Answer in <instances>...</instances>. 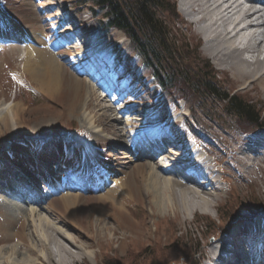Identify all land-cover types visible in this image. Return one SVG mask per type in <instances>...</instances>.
Listing matches in <instances>:
<instances>
[{
    "label": "bare ground",
    "instance_id": "bare-ground-1",
    "mask_svg": "<svg viewBox=\"0 0 264 264\" xmlns=\"http://www.w3.org/2000/svg\"><path fill=\"white\" fill-rule=\"evenodd\" d=\"M6 1L4 6H8L9 10L22 11L19 8L22 2L18 0ZM45 1H49V3L44 2L40 13L45 6L58 4V1L55 0ZM184 1H188L187 3L192 6L193 15H196L194 22L198 24L200 32L204 34V39L208 41V54L214 57V62L221 69L241 76L244 86L248 82L258 81L264 91V9H252L255 4L264 0H246L249 5L245 11H241L234 18V20L238 18L236 22L231 21V10L224 4L220 10V13H223L220 19L217 16L219 8L213 10L207 3L208 0H191L193 4L189 0ZM27 4L28 9L24 15L20 13V18L16 21L9 20L10 18L5 17L0 10V50L2 51L4 40L9 38L13 42V39L33 40L35 46L33 43H29L23 47L25 52L20 57L25 58L26 63H24L22 71L31 75L32 80L38 83L36 86L38 89L43 90L45 94L52 96L65 106L64 112L74 113L80 118H84V122L91 126L89 132L91 138L89 140L83 136L77 137L75 147L71 145L70 148L67 146V142H61L60 149L57 144L33 143L31 140H26L10 144L0 155L3 156L2 161H4V163L1 162L0 171L3 169L5 178L9 180L12 177L10 180L16 182L22 192L29 196L28 201H33L38 206L37 208L31 206L29 209L17 204V208L14 201L0 194V243L4 240L0 244V264H45L39 260L40 257H45L50 264H68L78 255H85L83 248L75 244L77 240L59 228L56 225L58 223L71 229L74 226L84 231L87 237H96L102 230L107 229V224L110 226L111 223L114 224L111 225L113 230L118 227L123 233L142 234L143 229L141 230L122 209L123 204L133 206L135 202H138V199L146 203L148 200L149 211L154 210L153 213L158 215H165L170 211L181 212L184 221L190 218L189 214L194 210H205L207 207L216 206L221 193L224 190L227 191L220 180L228 181V178L224 176L222 170L216 169L215 166V169L221 172L220 176L216 175V170L214 171L212 166L214 162L212 163L196 148H192L187 141H183L181 136L172 143V148L178 149L177 151H170L166 154L162 145L157 147V150H162V152L159 158H156L151 152L152 149L147 146V142L145 145L143 143L135 144L136 139L142 140L141 138L148 130H143L146 127H141L139 134L136 131L130 134L129 131L127 132V125H125L128 116L123 118L125 115L119 114L123 122L119 129H123L124 134L117 133L118 130L113 127L111 122L119 123L117 122L119 115L116 112L135 111V102L132 97L138 89L136 81L139 80V77L134 79L132 71L112 69V64L117 60L116 52L105 51L106 42L94 32L85 29L86 19H69L68 14L72 10L64 12L56 9L55 6L56 10L54 9L55 11L53 10L54 12L51 13L50 8L46 14L52 15L54 30L53 32L48 30L46 34H42L41 38L38 30L31 29L33 22L40 21V18H37L40 5L36 0H28ZM188 11L189 7H182L184 14H188ZM4 12L14 14V11L8 12L6 9ZM245 17H253L251 20H255L257 23L249 24L250 29L243 31L242 24L245 22H243ZM219 20L222 21L215 23ZM59 26L64 28L61 33L56 31ZM81 31L85 32L87 36L88 51L83 42L75 37V34ZM90 52L96 53L100 57L102 55V60L107 62L103 72L108 71V74L111 75L118 96H112L106 92L107 88H103V84L97 83L88 76L87 71L96 72L94 68L98 63L94 58H90ZM123 61L126 62L124 59ZM134 72L138 73L136 69ZM95 87L101 89L102 97L109 101L113 111H116L113 117L105 107L101 110L95 108L96 104H100ZM121 100L125 102L118 105ZM3 103L0 102V130L6 127L14 131L15 137L19 135L20 131L32 132L28 126H25L27 123L24 121L29 118L27 116L24 118V115L33 114L31 115L33 127H37V123L40 121L48 119L46 118L47 114L38 115L35 111H27L25 108L17 106L18 104L15 102L8 106ZM85 112L88 113L87 119H85ZM102 116L107 119V122L103 120L106 128L112 127L110 132L100 122L97 123L100 129H93V118L103 119ZM134 121L137 120L131 118L128 124L131 125ZM148 122H150L149 119L143 125H149ZM262 132L263 138L257 142L255 140L252 142V138H245L244 141L248 146L241 148L238 155L235 156L239 168L238 176L241 179H246V176L249 178L248 173L260 169L264 163V150H262L264 129ZM122 134L128 142L126 145L116 140ZM113 138L114 140H112ZM160 139L164 138L162 139L161 136ZM257 144H259V149L253 148ZM108 146L112 147V152H107ZM145 151L149 154H145ZM180 158H185L186 161L196 165V170H187L189 172H186L184 168L172 163V160L178 161ZM67 162H69L68 165ZM180 164L178 163V165ZM174 166H177L176 169H173ZM124 169L128 170L124 171ZM166 173L168 176L164 175ZM40 176L44 179L40 180ZM107 179L114 183L108 185ZM197 180L198 184H188L189 181L193 183ZM39 185L46 194H40L39 197L43 196V199L37 200L36 194L39 193ZM0 188L11 192L8 184L4 185L1 181ZM45 201L48 203H44ZM58 206L64 209L66 214L59 211ZM237 207L239 208L240 205ZM39 209L46 211L47 214H42ZM55 212L60 213L66 220L60 219L58 215L54 214ZM82 212L83 215H81ZM256 212L258 211L256 210ZM217 213L219 217L220 212ZM24 216H26L25 220ZM209 219L212 223L218 224L213 218ZM234 222L236 224L237 220ZM233 230L237 233L238 240H234L231 232H227L223 238L209 243L210 247H206L205 255L215 259L226 248L233 249L237 253L240 251L236 248H241L245 243L244 247L250 246V250L255 255H257L255 249H260L257 260H254L256 257L253 253L251 254L253 263L264 264V213L261 212L256 218H250V220L234 226ZM144 232H148V228ZM12 237H17L15 238L16 243L12 242L7 245V241ZM236 253L234 255H237ZM167 255L165 254L164 258H168Z\"/></svg>",
    "mask_w": 264,
    "mask_h": 264
},
{
    "label": "rangeland",
    "instance_id": "rangeland-1",
    "mask_svg": "<svg viewBox=\"0 0 264 264\" xmlns=\"http://www.w3.org/2000/svg\"><path fill=\"white\" fill-rule=\"evenodd\" d=\"M18 1L22 2L19 5L20 10H22L20 12H17L13 9L9 10L8 6H4L6 5L7 1L0 0V10H2L4 16L9 17V20L11 21H16V19L19 20L20 13L24 15V12L28 9V0ZM36 1L37 4L40 5V7L38 5L39 9L37 11V18H40V21L38 23L37 21L33 22L31 24V29L38 30L41 38L42 34H46L48 30L52 32L54 30L52 27L53 21L51 20L52 15H50V13L46 14L50 8L51 13L56 9L64 12L72 10L68 14L69 19H86L87 23L84 25L85 29L94 32L96 35L101 37L104 42H106L107 45L105 46V51L109 53L116 52L117 60L112 64V69H123L125 72L132 71L134 79L135 77H139V80L136 81V87L138 89L132 97L135 102V111H115L118 115H125L123 118L127 116L129 117H127L128 120L126 121L127 123H125V125H127V132L129 131L131 134L133 131H136L139 134L141 127L143 128V126L146 127L143 130L148 129L147 126H168L171 131L176 133L175 136H177V138L181 136L183 141H187L189 144H191L192 148H196L212 163L214 162L213 164L211 163L214 167V171L216 170L215 166H219L220 171L222 170L224 176L228 178V181L225 179L220 180V183L222 186H224V188H226L227 191L224 190V192L221 193L219 197L220 199H217L218 204L216 203V206L214 207H207L205 210L197 209L193 212H190V218L186 221L182 219L181 212L178 213L176 211H170L166 212L165 215L153 213L154 210L152 211L151 209L150 212L148 200L145 197L144 199L147 200V203L138 199V202H135L133 206H127L123 204L122 209L125 211L128 217L131 218L141 230L143 229L142 234L123 233L118 227H115L113 230L111 225L114 224L111 223L110 226L107 224V229L105 231L102 230V232L98 233L96 237H87L85 236L86 234L84 231L77 229L74 226L71 229L62 224H56L59 228H62L63 231L67 232L70 237L76 239L77 241L75 240V244L81 246L83 248V252H85V255H78L71 260L72 262L70 261L68 264H104L106 255L116 254L121 256L127 254V248L129 246L132 248L135 247L136 249L149 245V249H147V252L145 251V255H149L153 254L154 251L158 249V242H162V245L166 244V247H169L167 248L168 252H166V254H168L167 256L169 257H165L161 264H189L186 259L181 257L182 253L188 252L191 249L198 251L196 258L199 259L201 254L207 257V255H205L207 252L206 247H210L209 243L213 242V240H216L217 237L219 238L221 236L220 238H223L224 235H222V233L226 228L230 227L231 230L234 226H238L243 222L250 220L248 217L256 218L259 210L264 213V163L260 169L258 168V170L252 171L253 173H248L249 178L246 176V179H241L238 176L239 168L237 166L235 156L238 155L241 148H245L244 144L240 143L243 141V138L246 135L242 134L235 116L228 114L216 97H207L201 102L202 106H198L197 115L201 120V127L198 126L193 118L190 117V114H188V104L186 102L184 103L183 100L177 102L176 98L174 96L172 97V94L171 96H168L162 93L161 88L153 81L150 70L142 64L141 56L132 48V46L129 44L128 38L125 37L122 31H118L114 28L106 29L104 26V28L101 27L102 30H97L94 24L100 23L99 25H101L102 23L99 22L96 16L91 14L89 9V6H91V1L83 2V0H55L58 1L57 5H55V3L54 5H50L48 7L45 6L42 8L41 13L40 8L43 6L44 2L48 4L49 1ZM4 8L8 12L14 11V14L5 13ZM179 11L181 13V18L183 19L182 22H186V26L184 23L179 24L181 25L182 31L189 30L190 33H188V35L191 34L192 37L196 36L202 40L201 45L199 46V51L201 52L202 56L209 58L213 67L218 71V78L221 80L220 85L222 88L224 90L239 91L245 98L251 99L252 102L257 105V107L262 108V116L264 119V91L261 89L260 83H258V81H253L250 83L248 82V84L244 86L242 84L241 76L234 75L231 73V71L221 69L214 62V57L208 54L209 43L206 39H204V34L200 32V28L197 26L198 24L193 21L194 18H190L186 13L184 14L178 8V12ZM158 15L162 18L165 16L163 11H159ZM174 24L173 31H176V34H179V25L177 26V22H174ZM20 25L22 26L21 20ZM62 28V26H59L56 31L61 33L64 29ZM83 35L80 33L81 37H84ZM225 41L227 42V40ZM2 45V51H0V102H4L3 104L7 106L15 102L18 104L17 106L25 108L27 111H35V113L38 115L41 113L47 114L46 118L48 119L40 121V123L36 122L38 126L33 127V123L31 122V115L33 114L30 116L24 115V118L25 116L29 118V120L24 121V123H27L25 126H28V129L32 130V132L26 133L20 131L17 137L13 135L14 131L3 127V129L0 130V155L3 154L10 144L17 142L20 143L21 141L26 140H31L33 143L43 142L49 145L57 144L59 149L61 148V142L64 143V141L67 142V146L70 148L71 145L77 143V137L81 138L83 136V138L90 140L91 137L89 132L91 126L84 122V118L82 119L74 113L64 112L66 109L65 106L61 105L60 102L52 96L45 94L43 90L38 89V87H36L38 86V83L32 80L31 75L26 71H22L24 63H26V59L20 57L23 55V52H25V49L23 48L24 46L21 47L16 43L12 45ZM33 45L35 46V43ZM123 59L126 62H124ZM188 60L189 58L187 61ZM215 60L218 62L216 58ZM130 64L132 65L130 66ZM65 67L68 68L66 65ZM134 68L138 73L134 72ZM100 90L101 89L98 87L95 90V93L100 100V104H96L95 108H99L101 110L103 107H105L108 113H110L113 117L115 112L113 111L112 105L109 101L102 97V91ZM124 102V100H121L120 103L118 102V105L121 103L123 104ZM86 111L88 112V109H86ZM87 112H85V119L88 117ZM20 115L22 114L20 113ZM120 115L119 121H117L119 122L118 124L114 121L111 123L113 127L118 130V134H124L123 129H119V127L123 124L122 117H120ZM183 116L185 120L181 125L172 123L173 119H180ZM131 118L137 121H134L131 123V125H129L128 122ZM148 119L150 120V122H148L149 125H143V123ZM103 120L107 122L105 117H103V119L94 117L93 129H100V126L97 125L98 122H100L104 128H106ZM160 124H162V126ZM110 129H112V127L106 128V130L109 132L111 131ZM123 134L121 137L116 138V140H118V142L121 141V144L126 145L128 142ZM112 140H114V138ZM136 141L138 142L137 139ZM111 148H107V152H112ZM165 148H168V145H165ZM169 149H171V151L178 150L171 147H169ZM2 157L3 156H0V159L1 162L4 163V161H2ZM41 158H43L42 155ZM68 163L69 162H67V165ZM190 164L192 165V163ZM125 170L128 169H124V171ZM127 173L128 172L126 171V174ZM220 174L221 172L216 170V175L220 176ZM164 175L168 176L167 173ZM11 178L12 177H10V179ZM198 182L199 181L197 180L195 183L198 184ZM232 198L238 200L239 202L237 201V203H240V206L243 205L245 210L240 212V214L239 212L236 214L242 215L238 218L239 223L237 221L236 224L230 226L228 221H230L234 215L232 214L231 216H227V218L220 220L221 218L218 217L217 212H220L219 210L221 209V206L222 208H226L225 204L228 206L231 205V202L233 201ZM12 201L9 200V202ZM47 201L44 203L47 204ZM14 202L17 206V202ZM213 203H215V201H213ZM31 204L32 205L25 204L22 206L29 209L31 206L35 208L38 207L35 202ZM58 209L62 213L66 214L64 209L61 207L58 206ZM256 210L258 212H256ZM39 212L44 215L47 214L46 211L40 209ZM54 214L58 215L60 219L66 220L61 216L60 213L55 212ZM83 214L84 213L82 212L81 215ZM25 217L26 216L23 218L24 220ZM209 218H213L218 224L212 223ZM54 220L57 221V219ZM146 228H148V232H144ZM15 238L12 237L9 239V241H7V245L9 243L12 244V242L16 243ZM72 249H74V247H72ZM170 250H173V253H171ZM39 260L45 264H50L49 260H47L45 257H40Z\"/></svg>",
    "mask_w": 264,
    "mask_h": 264
},
{
    "label": "trees",
    "instance_id": "trees-1",
    "mask_svg": "<svg viewBox=\"0 0 264 264\" xmlns=\"http://www.w3.org/2000/svg\"><path fill=\"white\" fill-rule=\"evenodd\" d=\"M85 1H91V10L98 14L105 28L116 27L126 34L162 93L184 99L190 108V117L198 126L201 127V120L197 108L210 96L216 97L224 110L235 116L242 131L253 130L263 124L262 108L241 93L222 88L218 71L198 49L200 39L188 35L190 31H182L179 24L183 19L176 9L175 0ZM159 11L164 12L163 18L158 15ZM174 22L179 25V34L173 31ZM232 199L231 205L225 204L226 208H221L220 220L232 214L236 217L240 212L237 209L240 203ZM148 246L136 249L129 246L127 254L121 256L108 254L106 260L103 259L104 264H161L167 252L166 244L158 242V249L145 255ZM194 255L195 251L191 249L181 254L189 264L194 263Z\"/></svg>",
    "mask_w": 264,
    "mask_h": 264
}]
</instances>
